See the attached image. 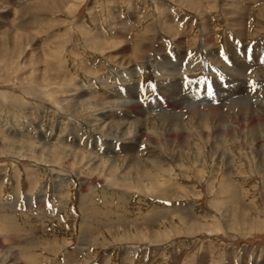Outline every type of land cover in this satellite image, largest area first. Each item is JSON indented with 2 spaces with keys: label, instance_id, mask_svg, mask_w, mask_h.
Masks as SVG:
<instances>
[{
  "label": "rangeland",
  "instance_id": "obj_1",
  "mask_svg": "<svg viewBox=\"0 0 264 264\" xmlns=\"http://www.w3.org/2000/svg\"><path fill=\"white\" fill-rule=\"evenodd\" d=\"M9 256L264 264V0H0Z\"/></svg>",
  "mask_w": 264,
  "mask_h": 264
},
{
  "label": "bare ground",
  "instance_id": "obj_2",
  "mask_svg": "<svg viewBox=\"0 0 264 264\" xmlns=\"http://www.w3.org/2000/svg\"><path fill=\"white\" fill-rule=\"evenodd\" d=\"M191 39H192V38H191ZM49 55H50V54H49ZM185 58H186V57H185ZM215 63H216V62H215ZM217 64H218V62H217ZM241 68H242V67H241ZM249 69H250V68H249ZM249 69H248V70H249ZM258 81H259V80H258ZM252 84H253V83H252ZM255 86H256V85H250L249 88H250L251 90L248 89V91H249V92L251 91V92H253V93L258 92L257 89H255ZM260 87H261V84H260ZM256 88H257V87H256ZM260 89H261V88H260ZM249 92H248V93H249ZM251 92H250V93H251ZM225 93H226V92H225ZM253 93H252V94H253ZM259 93H260V92H259ZM236 94H237V93H236ZM250 95H251V94H250ZM179 98H181V97H179ZM250 98H251V97H250ZM250 98H249V99H250ZM249 99H248V97H246V99H243V100H240V101L237 100V101H239V102H238V105H240L239 107H242V109H244V107L247 108L248 105H249V103H248V102H249V101H248ZM178 100H179V99H178ZM206 100H207V99H206ZM258 100H259V99H258ZM262 101H263V100H262ZM130 102H131V101H130ZM176 102H177V101H176ZM180 102H183V101H180ZM257 105H258V104H257ZM189 106L194 107V106H196V104L192 102V103H190ZM236 108H237V107H236ZM241 113H242L243 115L245 114L244 111H242V110H241ZM171 114H172V113H171ZM195 114H196V113H195ZM223 116H224V115H223ZM252 117H253V116H252ZM174 118H178V119H179L180 117L177 116V113H174V114H173V117H171L170 120H171V121H179V120L174 119ZM206 119H207V118H206ZM199 121H200V120H199ZM201 121H202V120H201ZM132 122H133V121H132ZM171 123H174V122H171ZM178 124H180V123H178ZM176 125H177V124H176ZM178 128H179V127H178ZM139 130H140V129H139ZM256 133H257V132H256ZM257 135H258V134H257ZM12 144H13V143H12ZM10 147H11V146H10ZM12 148H13V147H12ZM15 148H16V147H15ZM180 148H181V147H180ZM189 149H190V148H189ZM28 151H29V150H28ZM142 168H143V167H142ZM109 169H110V168H109ZM135 170H136V169H135ZM149 170H150V169H149ZM110 171H111V170H110ZM142 173H143V172H142ZM145 175H146V174H145ZM145 175H143V176H145ZM218 210H219V209H218ZM226 212H227V211H226ZM224 215H225V214H224ZM237 217H238V216H237ZM124 235H125V234H124ZM145 235H146V234H145ZM141 236H142V235H141ZM135 237H136V236H135ZM128 238H130V237H128ZM13 256H14V255H13ZM10 259H11L10 256H9L8 258L6 257L4 260H2V264H11V262H9ZM8 262H9V263H8Z\"/></svg>",
  "mask_w": 264,
  "mask_h": 264
}]
</instances>
